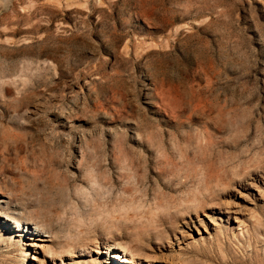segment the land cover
I'll return each mask as SVG.
<instances>
[{
	"label": "rangeland",
	"instance_id": "1",
	"mask_svg": "<svg viewBox=\"0 0 264 264\" xmlns=\"http://www.w3.org/2000/svg\"><path fill=\"white\" fill-rule=\"evenodd\" d=\"M0 264H264V0H0Z\"/></svg>",
	"mask_w": 264,
	"mask_h": 264
},
{
	"label": "bare ground",
	"instance_id": "2",
	"mask_svg": "<svg viewBox=\"0 0 264 264\" xmlns=\"http://www.w3.org/2000/svg\"><path fill=\"white\" fill-rule=\"evenodd\" d=\"M117 258H121L119 255L118 256H116ZM126 261V260H125Z\"/></svg>",
	"mask_w": 264,
	"mask_h": 264
}]
</instances>
